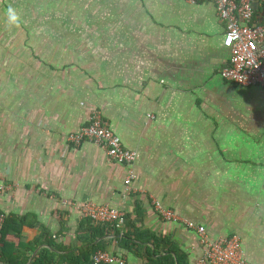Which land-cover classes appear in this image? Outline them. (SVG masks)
I'll return each instance as SVG.
<instances>
[{"label":"crops","instance_id":"obj_1","mask_svg":"<svg viewBox=\"0 0 264 264\" xmlns=\"http://www.w3.org/2000/svg\"><path fill=\"white\" fill-rule=\"evenodd\" d=\"M15 1L0 0V28L9 6L30 0ZM57 21L39 34L49 44L30 55L31 65L0 59V210L34 213L54 233L70 211L66 241L74 242L83 218L64 200L125 212L140 201L144 227L172 235L191 264L203 246L184 220L205 226L211 239L240 235L248 263L264 264V88L223 77L231 51L215 4L83 0V33L57 34ZM96 109L138 153L130 185L128 167L104 147L69 140ZM38 233L23 229L28 241Z\"/></svg>","mask_w":264,"mask_h":264},{"label":"built area","instance_id":"obj_2","mask_svg":"<svg viewBox=\"0 0 264 264\" xmlns=\"http://www.w3.org/2000/svg\"><path fill=\"white\" fill-rule=\"evenodd\" d=\"M195 4L201 0H187ZM217 9L220 19L226 24L225 46L231 51L228 66L222 70V75L229 81L240 86H261L264 88V17L256 16L255 5L260 0H209ZM69 140L76 146L85 141H93L102 145L109 158L117 164L128 167L126 185H130L136 176L132 168L138 153L123 146L120 136L104 119L103 113L95 110L90 117V124L81 127L69 136ZM63 204L78 209L82 217L90 218L96 223H118L121 227L126 223L123 210L109 205L95 202L79 204L64 200ZM156 209L166 219H174L175 214L165 209L159 202H155ZM185 223L199 233L204 255L199 264H248L243 255L241 240L238 236L231 239L211 242L205 234V228L196 226L194 222L184 220ZM4 216L0 219V228ZM94 264H127L125 258L116 257L108 252H99L94 258Z\"/></svg>","mask_w":264,"mask_h":264},{"label":"trees","instance_id":"obj_3","mask_svg":"<svg viewBox=\"0 0 264 264\" xmlns=\"http://www.w3.org/2000/svg\"><path fill=\"white\" fill-rule=\"evenodd\" d=\"M255 9L256 16L263 18L264 0L258 1ZM55 16L53 19L57 20ZM96 110L103 113L100 109ZM103 116L107 120L104 114ZM89 124L90 119L86 125ZM142 205L140 201H137L133 212H125L126 223L123 227L117 222L114 224L96 223L90 218H83L78 224L74 242L66 241L71 231L69 220L66 219L70 211L61 214L60 231L54 233L41 223L34 213L20 215L0 210V219L4 216V222L0 228V261L4 264H94V257L98 252H108L121 258L125 255L140 257L143 264H191L189 254L174 240L172 235L159 234L144 227L145 211ZM110 206L116 208L113 205ZM195 225L204 227L206 236L213 243L238 236L242 247V239L238 234L211 239L205 226L196 223ZM25 227L38 228L39 233L33 240L28 241L23 235ZM189 228L199 236L196 229ZM111 244L117 246L116 249L112 250ZM40 247L42 248L30 263L33 254ZM243 255L245 257L244 251Z\"/></svg>","mask_w":264,"mask_h":264},{"label":"rangeland","instance_id":"obj_4","mask_svg":"<svg viewBox=\"0 0 264 264\" xmlns=\"http://www.w3.org/2000/svg\"><path fill=\"white\" fill-rule=\"evenodd\" d=\"M8 2L16 3L15 0H8ZM16 10L20 15V20L24 19L22 23L18 22L15 25L8 23L5 26L6 28H0V35L2 37L6 36L0 37V59H2L4 67L20 61L31 65L33 59L30 55L37 50L40 53L42 50L47 49L45 45L49 44V42L43 41L42 38L44 37L39 34L47 33L46 26L54 15H56L55 18L58 20L57 27H54V32L57 34L78 35L83 33V0H72V2L70 0L69 2L68 0H49L48 3H46V0H30L26 8ZM0 18L4 19L2 10H0ZM41 20L48 21L46 24H41ZM69 20L70 22H68ZM53 25L54 23L51 24L52 27ZM74 41L75 38H73L72 43ZM54 44L60 45V43ZM35 59L38 60L36 55ZM0 68H2L1 65ZM4 77L5 82L10 81L9 74L6 75L5 73ZM11 78H15V74Z\"/></svg>","mask_w":264,"mask_h":264},{"label":"clouds","instance_id":"obj_5","mask_svg":"<svg viewBox=\"0 0 264 264\" xmlns=\"http://www.w3.org/2000/svg\"><path fill=\"white\" fill-rule=\"evenodd\" d=\"M5 15H6V17H7V19H8V22L10 23V24H13V25H15V24H17L18 22H19V20H20V15H19V13L17 12V10L14 8V7H12V6H9L7 9H6V12H5ZM119 136V135H118ZM124 146V145H123ZM155 208H156V205H155ZM121 210V209H120ZM157 210V209H156ZM158 211V210H157ZM125 212V211H124ZM159 212V211H158ZM82 218H84V217H82ZM185 222V221H184ZM186 224V223H185ZM3 264V263H2Z\"/></svg>","mask_w":264,"mask_h":264},{"label":"water","instance_id":"obj_6","mask_svg":"<svg viewBox=\"0 0 264 264\" xmlns=\"http://www.w3.org/2000/svg\"><path fill=\"white\" fill-rule=\"evenodd\" d=\"M42 247H44V246H42ZM42 247L38 248V249L35 251V253L33 254V257H32L31 260H30V262H32V260L34 259V257L37 255V253L39 252V250H40Z\"/></svg>","mask_w":264,"mask_h":264}]
</instances>
